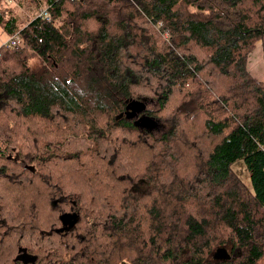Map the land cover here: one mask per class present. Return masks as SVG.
Returning a JSON list of instances; mask_svg holds the SVG:
<instances>
[{
    "label": "trees",
    "instance_id": "trees-1",
    "mask_svg": "<svg viewBox=\"0 0 264 264\" xmlns=\"http://www.w3.org/2000/svg\"><path fill=\"white\" fill-rule=\"evenodd\" d=\"M25 6L20 27L0 9L20 39L0 46V264H259L264 81L244 64L264 39V0ZM81 136L91 147L62 156Z\"/></svg>",
    "mask_w": 264,
    "mask_h": 264
},
{
    "label": "rangeland",
    "instance_id": "rangeland-1",
    "mask_svg": "<svg viewBox=\"0 0 264 264\" xmlns=\"http://www.w3.org/2000/svg\"><path fill=\"white\" fill-rule=\"evenodd\" d=\"M3 0H0V9L5 8L8 11V14L16 17L18 20V27L24 24L25 20L33 17L34 10L30 6H25V0H21V4L16 3H4ZM4 3V4H3ZM7 40L6 35L0 29V46L4 44ZM35 63V60H31L29 64ZM245 69L247 72L252 76L253 79L257 81H264V39L261 40L255 48L247 55L245 59ZM139 107V106H138ZM134 107L131 114L138 116L137 108ZM156 106L154 103H145L144 104V112L147 113L148 111H154ZM130 112V111H129ZM132 120V119H131ZM154 122V123H153ZM153 127H148L150 124L144 123L141 128L146 130L154 137H158L162 132L161 127H159V123L153 121ZM155 125V126H154ZM63 143L60 147V152L62 156H70L75 152L84 151L91 147V141L86 138L85 136H81L78 138L67 137L64 138ZM231 171L233 174L238 178V180L242 183V185L248 190L251 191V187L249 184L248 173L244 167L242 161H236L230 166ZM27 264V263H22ZM259 264H264V257L259 260Z\"/></svg>",
    "mask_w": 264,
    "mask_h": 264
},
{
    "label": "water",
    "instance_id": "water-1",
    "mask_svg": "<svg viewBox=\"0 0 264 264\" xmlns=\"http://www.w3.org/2000/svg\"><path fill=\"white\" fill-rule=\"evenodd\" d=\"M139 106V107H138ZM134 107H138L137 110L138 111V114L141 113V111H144V104L141 105V103H132L130 104L128 110H126L125 112V116L127 119H134L135 117H137L136 115L134 114H131ZM130 111V112H129ZM155 121L153 119H149L148 117H145V116H141L140 115V118H139V121L138 122H135L134 125L137 126L138 128L142 129L141 126L144 125V123H148L150 124L148 127H153L152 125V122ZM144 122V123H142ZM156 122V121H155ZM154 123V122H153ZM157 123V122H156ZM145 126V125H144ZM155 126V125H154ZM213 259H227L228 257L225 256V252L223 250H217L215 252V254L212 256Z\"/></svg>",
    "mask_w": 264,
    "mask_h": 264
},
{
    "label": "built area",
    "instance_id": "built-area-1",
    "mask_svg": "<svg viewBox=\"0 0 264 264\" xmlns=\"http://www.w3.org/2000/svg\"><path fill=\"white\" fill-rule=\"evenodd\" d=\"M3 1L10 2L11 0H3ZM36 17L44 18V19L48 20V13H47L46 9H44V8L39 9L36 13ZM19 43H20V39H19L18 34H14L11 37L7 38V40L4 42V45L15 46Z\"/></svg>",
    "mask_w": 264,
    "mask_h": 264
},
{
    "label": "flooded vegetation",
    "instance_id": "flooded-vegetation-1",
    "mask_svg": "<svg viewBox=\"0 0 264 264\" xmlns=\"http://www.w3.org/2000/svg\"><path fill=\"white\" fill-rule=\"evenodd\" d=\"M21 261H22V263H27V264H29L28 262H24V260H22V259H21Z\"/></svg>",
    "mask_w": 264,
    "mask_h": 264
},
{
    "label": "bare ground",
    "instance_id": "bare-ground-1",
    "mask_svg": "<svg viewBox=\"0 0 264 264\" xmlns=\"http://www.w3.org/2000/svg\"><path fill=\"white\" fill-rule=\"evenodd\" d=\"M22 39V38H21Z\"/></svg>",
    "mask_w": 264,
    "mask_h": 264
}]
</instances>
